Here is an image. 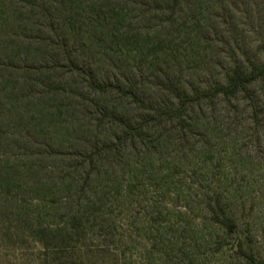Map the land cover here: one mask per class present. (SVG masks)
I'll list each match as a JSON object with an SVG mask.
<instances>
[{
  "label": "rangeland",
  "instance_id": "obj_1",
  "mask_svg": "<svg viewBox=\"0 0 264 264\" xmlns=\"http://www.w3.org/2000/svg\"><path fill=\"white\" fill-rule=\"evenodd\" d=\"M92 1L111 2L116 18L111 38L82 56L106 76L138 75L155 100H168L158 79L162 68L187 87L204 86L234 60H264V0H183L178 8L172 0ZM84 7L80 21L91 24ZM13 8H0V52L56 54L38 40L44 18ZM251 89L257 119L246 103L217 99L193 113L186 131L179 121H164L142 139L121 134L118 147L104 148L87 183L92 168L80 169L74 151L107 135L90 114L76 103L59 114L54 101L35 98L4 110L0 264H251L241 247L263 260L264 80ZM106 99L139 115L115 95ZM227 217L236 231L222 223Z\"/></svg>",
  "mask_w": 264,
  "mask_h": 264
},
{
  "label": "trees",
  "instance_id": "obj_2",
  "mask_svg": "<svg viewBox=\"0 0 264 264\" xmlns=\"http://www.w3.org/2000/svg\"><path fill=\"white\" fill-rule=\"evenodd\" d=\"M182 1L172 0L171 4L173 8H178ZM84 5H88L90 13L93 14L94 19L91 24H83L80 21L83 9H86ZM13 6H15L14 12H19L16 14L20 16L28 11L29 16L35 13L36 16L44 18V22L37 24L39 33L42 34L38 36V40L43 48L55 50L56 54L40 58L29 56V54L7 56L0 52V119L6 115L4 110L19 109V104L26 99L29 101L26 102L28 107L33 100L30 98L44 99L45 104L54 101L55 104L51 107L59 114L64 113V108L70 109L77 104L84 111L82 115L90 114V121H94L95 125L90 124L94 125V128L104 130L107 134L98 135L94 142L82 143L81 148L74 151L73 155L82 159L79 162L80 169L92 168L86 174L85 183L91 180L94 170L98 169L97 165L101 163L99 159L104 148L112 150L119 146L118 140L124 138L121 134L130 141L142 139L153 127L161 126L164 121H179L178 124L185 126L183 131H186L191 127L193 113L197 109L203 113V106H215L217 99L230 104L235 101L244 102L252 110L258 107L255 92L251 88L256 82L264 80V60L260 61L250 56H246L244 60H234L233 65L225 69L222 78L207 81L204 86L189 84L187 87L181 83L180 78L173 76L170 68H162L158 79L168 93V96L166 95L168 100L158 101L147 96L142 82L137 78L138 75L133 74L136 78L129 75L106 76L105 73L96 70L90 58L82 56L83 51L90 50L97 42L105 43L111 38V21L116 18V7L111 2L0 0V8L12 9ZM4 13L1 12L0 17H4ZM9 17H5V20L9 21L12 18ZM17 18L21 20L23 16ZM29 21L32 23L33 18ZM3 26L4 23L1 27ZM30 33H34V30ZM21 37L24 38V35L21 34ZM25 38L30 39L29 35H25ZM21 43L22 39H20ZM21 48H23L22 45ZM29 59L34 62H29ZM40 59L41 62H37ZM32 75L35 76L31 77ZM17 90L20 91L19 95L15 94ZM3 94L5 95L2 96ZM111 95L117 96L123 103L134 106L139 115L131 116L124 112V108L109 102L106 98ZM26 105L23 108H26ZM253 115L255 119L258 118L254 110ZM13 118L20 117L16 114ZM1 135L0 145L2 144ZM101 138L102 140H99ZM113 138H116L117 142H114ZM222 223L231 231H236L237 224L233 219L227 217ZM38 231L40 237L44 239L49 229L43 227ZM240 249L251 264H264V259L260 260L253 251L243 247Z\"/></svg>",
  "mask_w": 264,
  "mask_h": 264
}]
</instances>
